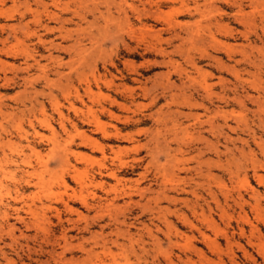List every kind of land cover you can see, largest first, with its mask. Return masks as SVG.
I'll return each instance as SVG.
<instances>
[{"label":"rangeland","instance_id":"rangeland-1","mask_svg":"<svg viewBox=\"0 0 264 264\" xmlns=\"http://www.w3.org/2000/svg\"><path fill=\"white\" fill-rule=\"evenodd\" d=\"M96 1L106 16L103 0ZM3 2L0 9L12 6L11 0ZM27 5L36 8L30 0ZM158 10L160 20L148 17L146 31L139 28L137 15L128 13L131 28L123 27L118 38L102 31V19L94 25L86 14L80 24L85 50L81 65L72 52L51 51L55 60L47 62L45 46L36 42L45 34L39 28L29 40L17 34L24 41L15 44L8 27L28 23V13L23 19L19 14L0 18L4 45L34 55L48 78L46 84L37 66L0 72V264H264V0H161ZM109 14L118 17L112 7ZM66 28L77 29L74 24ZM200 36L207 38L197 42ZM56 42L65 48L73 45V40ZM70 55L75 62L71 71ZM207 55L229 70L219 72ZM0 60L19 69L25 63L21 54L14 59L0 54ZM77 73L91 82L93 110L107 132L118 130L119 137L81 127V117L69 110L70 101L81 108L73 99L75 89L92 105ZM100 77L114 80L117 87L100 85L99 92L93 80ZM204 81L208 91L201 87ZM139 87L149 91L147 97ZM190 94L191 108L177 105ZM113 99L130 110L125 113L115 105L113 117L102 112ZM43 117L49 129L35 121ZM74 125L97 140L102 151L78 148V140L67 144L65 132ZM65 148L92 158L76 168L98 186V213L79 209L85 219L80 222L62 203L70 191L60 184V176L66 186H77L60 158ZM130 191L138 204L126 209V198L120 195ZM162 192L167 200L155 201ZM84 195L90 200L89 193ZM116 195L114 208L105 210L102 202Z\"/></svg>","mask_w":264,"mask_h":264},{"label":"bare ground","instance_id":"bare-ground-1","mask_svg":"<svg viewBox=\"0 0 264 264\" xmlns=\"http://www.w3.org/2000/svg\"><path fill=\"white\" fill-rule=\"evenodd\" d=\"M12 1V6L8 9H0V18L3 17L5 19H12L13 15L15 14L16 16L19 14V18L23 19L26 13H28L31 17V19L29 20L28 23H24V24H16L13 25L12 27L9 26L8 27V31H9V37L11 36V38L15 41V44H17L19 41L17 34L20 33V35L23 36V38L26 40H29V38H31L32 36H35L36 34V29L39 28V30L43 31L45 34L41 36V39L39 37H36V42H38V44L40 46H45V51L48 53V55L45 58V60H47V62H53V57L51 56V51L54 52H68L69 54L72 52V55L75 54L76 57H80L76 60H74L75 62L79 61V65H81L84 61H85V57L81 56L83 55V53L85 52V50L82 49V41L84 36H82V29L80 24L85 20V15L89 14L94 22L93 24L95 25L97 23V19L100 18L103 20V25L104 27L102 28L103 32L107 31L112 33L113 37L115 38L116 35H118L121 31L123 27H126L128 30H130L131 26L129 24V15L128 13L133 12L137 15V19L138 22L140 24L139 28L142 29L143 31H146L147 29V25L145 24L147 21L148 17H152L155 20H160L161 18V14L160 11L158 10L159 7L161 6V0H158L157 3L153 2L151 0H133L134 2H136L138 4V6H136L134 3H129L127 0H103V2L101 3L102 5H104L106 7H104V9L106 10L105 15L104 16L101 12H99L98 9V2L96 0H46L44 2V0H30L33 5H35V9H30L28 8V0H23L21 2L17 1V0H11ZM173 1V0H171ZM206 2V1H205ZM215 2V1H214ZM257 2V1H255ZM4 2L3 0H0V5H2ZM259 3V2H257ZM261 3V2H260ZM19 4V6H18ZM195 4V3H194ZM231 4V3H230ZM30 5V4H29ZM196 5V4H195ZM210 5V4H209ZM260 5V4H259ZM236 6V5H235ZM253 6V5H252ZM112 7L114 9V11H116V14L118 17H116L115 19L110 16L109 14V8ZM255 7V6H254ZM155 9V11H152L151 9ZM212 8V7H211ZM19 9H22V12H19ZM252 9V8H251ZM255 9V8H253ZM258 9V8H257ZM56 10V12L54 11ZM240 10V9H238ZM256 10V9H255ZM181 8L174 10V12L179 15L181 12ZM201 10H198V13ZM257 11V10H256ZM202 12V11H201ZM211 12V11H210ZM206 13V12H204ZM251 13V12H250ZM243 14V13H242ZM252 14V13H251ZM66 15H70V18H65ZM203 14L201 13V16ZM208 15V13H207ZM237 15V14H236ZM27 16V15H26ZM200 16V17H201ZM206 16V14H205ZM209 16V15H208ZM102 17V18H101ZM238 17V16H237ZM41 18H43L44 20L41 21ZM255 18V17H254ZM253 18V19H254ZM240 19V18H239ZM110 20L111 22L116 21L113 24H110ZM206 20V19H205ZM241 20V19H240ZM243 20V18H242ZM250 20V19H249ZM248 20V21H249ZM76 21V22H75ZM245 22V20H244ZM251 23V20L249 21ZM55 23V26H50V24ZM69 24H74L77 29L76 30H69L66 28V25ZM238 24V23H237ZM218 25V23H217ZM247 25V24H246ZM249 25V24H248ZM251 25V24H250ZM30 26H34L33 28H31ZM92 26V25H91ZM113 26V27H111ZM213 26V24H212ZM196 27V26H194ZM200 27V26H199ZM198 27V29H199ZM211 27V26H210ZM216 27V26H215ZM223 27V26H222ZM226 27V26H225ZM224 27V28H225ZM248 27V26H247ZM253 27V26H252ZM219 28V26H218ZM0 29L4 30L5 26H1L0 25ZM250 29V28H248ZM38 30V29H37ZM38 30V31H39ZM194 30V29H193ZM197 30V29H196ZM219 30V29H218ZM226 30V29H225ZM124 31V30H123ZM152 31V30H151ZM106 32V33H107ZM197 32V31H196ZM219 32L222 33V31L219 30ZM218 32V33H219ZM264 32V31H263ZM35 33V34H34ZM128 33V32H127ZM190 33V32H189ZM212 32L210 31V28L208 29V38L212 37ZM129 34V33H128ZM148 34V33H147ZM197 34V33H196ZM243 34V33H242ZM190 35V39L194 40V37L192 35V31L189 34ZM204 35V34H203ZM37 36V35H36ZM48 36H53V39H47ZM156 36V35H155ZM159 36V35H158ZM246 36V35H245ZM143 37V36H142ZM153 37V36H152ZM197 37V36H196ZM195 37V38H196ZM91 38V37H90ZM116 38H118V36H116ZM174 38L178 39L179 35L175 34ZM181 38V37H180ZM198 38V37H197ZM201 38V39H200ZM199 40H197V42H204L207 38L204 36H200ZM93 39V38H92ZM189 39V37H188ZM7 39H0V54H3L4 56H6L7 58H16L18 56H20V54L22 56H24L25 58V63H24V67L20 68L19 67H15L11 64H8L2 60H0V72H4L6 71V68H8V70H10V72L12 71V68L16 71H28L30 68H33L34 66H37L40 71H41V78L45 81V83L47 84V72H45V66H39V61H37L34 58V55L28 53V51H17L14 45L8 46V45H4L5 41ZM56 40H61L62 42L66 41V40H73V45L72 46H68V48L63 47L60 43L56 42ZM211 40V39H210ZM24 40H22L21 42H23ZM183 41V40H182ZM162 42V41H161ZM189 42V41H188ZM20 43V42H19ZM18 43V44H19ZM195 43V42H194ZM214 44V42H213ZM23 45V43H22ZM189 45V43H188ZM191 45H193V43H191ZM18 46V45H17ZM20 47V46H19ZM24 47V46H23ZM189 47V46H188ZM187 47V48H188ZM198 47V46H197ZM223 47V46H222ZM221 48V47H220ZM189 50H191V47L188 48ZM201 49V48H198ZM219 49V47H218ZM223 49V48H222ZM161 53H164V50L162 49H158ZM204 50V48H203ZM231 50V48L229 49ZM205 51V50H204ZM201 52V51H200ZM209 52V51H208ZM227 52V50H226ZM206 53V52H205ZM91 54V53H90ZM187 54V52H186ZM165 55V54H164ZM243 55V54H242ZM183 56V55H182ZM187 56V55H186ZM246 56V55H245ZM73 57V56H72ZM72 57L70 55V62L67 63V65L71 70H74V66L73 64L75 63L74 61L72 62ZM193 57V56H192ZM208 58H210L211 60H213V62H216V65L219 69V72H221L222 70H227L228 68L226 66H224L225 64H222L218 59L212 58L211 56L207 55ZM242 57V56H241ZM28 60L32 61L33 63L29 64ZM188 61V60H187ZM170 62V61H169ZM59 64V63H58ZM171 64V63H170ZM61 65V64H59ZM195 65V63H194ZM47 67V65H46ZM172 67V65H171ZM178 68V67H177ZM176 68V69H177ZM196 68V67H195ZM229 70V69H228ZM47 71V70H46ZM50 71V70H49ZM76 71V69H75ZM77 72V71H76ZM178 72V71H177ZM170 73V72H169ZM84 74V73H83ZM81 73H77V78L79 80L80 83H83L85 85V88L83 90L84 95L89 97V100H91V104L92 105H86L85 102L83 101V95L80 94L79 90L75 89L74 90V100L76 102H78L81 106L80 107H75V102L70 101L69 102V110L72 111L73 115L77 118L81 117V122L79 121V123H81V127L85 125L87 126H92L95 128V130L97 132H100L104 137H119L120 136V132L118 130H116L113 134H110L107 132L104 123L101 121V117L100 115H98L96 113V111L93 110L94 108V103L95 102V93L93 92V90L91 89V82L88 81V79L85 77V75H83ZM49 76V75H48ZM68 78L67 80H70L72 74L69 72L68 75H66ZM169 76V75H168ZM61 77V76H60ZM206 77V76H205ZM204 77V78H205ZM18 78V77H17ZM207 78V77H206ZM186 79H189L188 75H186ZM168 80V79H167ZM187 80V81H188ZM3 81V80H2ZM10 79H6L4 78V82H9ZM23 81V79H22ZM12 82V81H11ZM93 82L95 83L96 88L98 87V91L100 92L101 90V86L100 85H104V88H108V90H110V88L112 87H117V85H115L114 80L110 79L107 80L106 78H97L93 80ZM50 83V81H49ZM218 83L219 84H225L224 80L219 78L218 79ZM168 85V84H167ZM166 85V86H167ZM199 85V84H198ZM154 86V85H152ZM201 87L208 91L210 86L204 81L203 84H201ZM105 88V89H106ZM125 88V87H124ZM151 88V87H150ZM168 88V87H167ZM166 88V89H167ZM190 88V87H188ZM193 88V87H192ZM127 89V88H126ZM132 89V88H131ZM131 89H128L131 93V96H133L134 94V90L131 91ZM140 91L142 92L144 98L147 97L149 91L147 89H145V87H139ZM226 89L225 85L224 88ZM117 90V89H116ZM122 91V90H121ZM66 92V91H65ZM73 92V91H72ZM170 92V91H169ZM70 93V92H69ZM177 95V94H176ZM84 96V97H85ZM100 96V93H99ZM68 98L70 97V94H68L67 96ZM98 98V97H97ZM107 98V97H106ZM110 99V98H109ZM191 99H192V95H185L183 96V98H181V102L178 103L177 105H184V106H190V108L193 106L191 105ZM153 100V99H152ZM111 101V100H110ZM77 103V104H78ZM99 103V102H98ZM118 106V108L123 111V112H128L130 110V108L125 104V103H119L116 99H113L110 103L109 109H105V108H101L102 112L106 111L110 116H114V112H113V107L114 106ZM180 106V107H181ZM171 108V107H170ZM169 108V109H170ZM118 109V110H119ZM97 110V109H96ZM204 110V109H203ZM206 112H208V109H205ZM42 113V112H41ZM1 115V114H0ZM2 116V115H1ZM61 117V116H60ZM129 118V117H128ZM128 118L124 117V121H128ZM112 119V118H111ZM116 119H120L119 117H116ZM197 119V118H196ZM48 119L46 117H43L42 119H39L37 121V119H35V121L41 125H43L45 128L49 129V123L47 121ZM198 120V119H197ZM121 122V121H120ZM129 123V122H128ZM206 123V122H205ZM209 124V123H207ZM29 125L32 126L31 121H29ZM212 125V124H211ZM107 127V126H106ZM32 128V127H31ZM0 129H2V124H0ZM65 131V130H64ZM89 133V132H87ZM65 134L67 135L68 141L67 144H70L71 146L73 144H75V141L78 140L79 144L76 146L78 148H87L90 147L91 148V152H93L92 150L95 151H102V145H100L99 143H97V140H95L94 138H92L89 134H86L84 130H80L76 127V125H74L72 127V130L70 132H65ZM139 135V134H138ZM71 146L69 148H71ZM156 146V144H155ZM54 147H56V145H54ZM104 148V147H103ZM139 147H137L136 149L134 148V151L137 150ZM140 149V148H139ZM31 151V150H30ZM65 153L64 156L60 155L61 160L64 162V165L66 167V174H68L69 176H72L73 180L76 182V187H70L69 185H65V182L63 181L64 177L61 175L59 178V182L60 184L63 186V188L66 190H69V193H66L65 190L64 192L66 194H64V196H66V200H63V206L64 208L71 214H74L77 217V222H80L84 219V215L83 213L81 214L80 210H84L86 212H91V211H95V213L97 214V205H99L100 207V202L98 203V198L97 195L94 193V190L97 189V183L94 182V178H86L87 180L83 179L84 176H82V172L76 168L77 165H81V164H87L88 162H91V159L84 153L82 152H74L71 151L68 148H65ZM127 152V151H126ZM120 154V153H119ZM68 155V157H67ZM121 155V154H120ZM71 156V157H70ZM71 158L74 161V164H72L71 162ZM151 161V160H150ZM177 161V160H176ZM123 164V163H122ZM121 164V165H122ZM170 166V165H169ZM85 167V166H84ZM173 167V166H172ZM165 168V167H164ZM86 169V168H85ZM81 172V173H80ZM171 173V172H169ZM167 173V174H169ZM166 174V175H167ZM111 175V174H110ZM165 175V176H166ZM112 177H114V174H112ZM63 178V179H62ZM41 180V179H40ZM173 182V181H172ZM171 183V182H170ZM172 184V183H171ZM26 185H29V182L26 183ZM40 185V182L38 183H34V186H38ZM102 186V185H101ZM131 190V189H130ZM174 190V187H173ZM17 191V190H16ZM115 192V191H113ZM181 192V191H180ZM84 193H89L90 195V200L84 195ZM8 194V193H7ZM116 194V193H115ZM134 194V192L130 191L127 193H123L122 195H120L123 198H126V201L124 202L125 208L128 205H135L138 203L132 202V195ZM194 194V193H192ZM141 195V194H140ZM143 195V194H142ZM156 195V194H155ZM2 196V195H1ZM7 197H10V194L6 195ZM58 196V195H57ZM138 196V195H137ZM195 196V194H194ZM89 197V196H88ZM162 197V198H160ZM113 198V197H112ZM117 195L110 200H105L104 202H102V205L104 204L105 210H107V208H114V202H116L117 199ZM155 201L160 200V199H164L167 200V196H166V192H162L161 194H157L156 197H154ZM160 198V199H159ZM56 199V198H55ZM59 201H62V198L58 197ZM153 200V201H154ZM1 201V199H0ZM3 201V200H2ZM14 201V199H13ZM12 201V202H13ZM57 201V200H56ZM149 201V200H148ZM170 201V199H169ZM175 201V200H174ZM34 203V202H33ZM71 204V205H70ZM34 205V204H33ZM32 205V206H33ZM42 205V204H41ZM78 206L77 209L74 208L73 206ZM116 206V205H115ZM158 206V205H157ZM27 210H30V205L26 206ZM51 207V206H50ZM103 207V209H104ZM149 207V206H148ZM45 209H49V206L44 207ZM102 208V207H101ZM117 208V207H116ZM42 209V208H41ZM127 209V208H126ZM35 210V209H34ZM55 210V209H54ZM110 210V209H109ZM31 211V210H30ZM41 211V210H40ZM16 213L18 212L17 210L15 211ZM34 212V211H33ZM161 213V211H160ZM32 214V212L30 213ZM34 214V213H33ZM6 212L4 213L3 218H6ZM31 216V215H30ZM36 215H32L33 218ZM42 218V217H41ZM43 219V218H42ZM60 219V218H59ZM6 220V219H5ZM38 220V219H37ZM23 222V221H22ZM67 222H72L71 219H68ZM29 223V222H28ZM25 224V223H24ZM26 225V224H25ZM28 228V227H27ZM12 230V229H11ZM11 232V231H10Z\"/></svg>","mask_w":264,"mask_h":264}]
</instances>
